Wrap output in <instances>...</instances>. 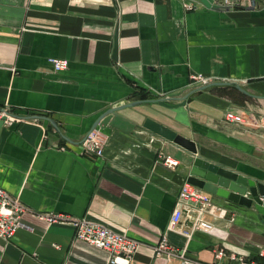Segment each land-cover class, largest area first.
<instances>
[{"label": "crops", "instance_id": "crops-1", "mask_svg": "<svg viewBox=\"0 0 264 264\" xmlns=\"http://www.w3.org/2000/svg\"><path fill=\"white\" fill-rule=\"evenodd\" d=\"M254 1L221 11L202 0H0V187L28 207L25 226L0 238V264H113L74 238L78 217L136 238L129 264H179V252L204 264L264 262V203L237 205L204 189L220 207L207 212L212 228L170 231L172 256L155 254L192 155L143 126L157 121L202 157L264 184V107L254 105L264 100V0ZM48 57L67 67L54 70ZM199 75L230 84L177 108L153 103H175L204 85ZM225 86L237 91L217 90ZM140 91L150 97L138 99ZM229 110L248 123L226 120ZM94 126L106 139L101 156L83 153Z\"/></svg>", "mask_w": 264, "mask_h": 264}, {"label": "built area", "instance_id": "built-area-1", "mask_svg": "<svg viewBox=\"0 0 264 264\" xmlns=\"http://www.w3.org/2000/svg\"><path fill=\"white\" fill-rule=\"evenodd\" d=\"M222 4H241L240 0H222ZM187 9L193 8L194 4L188 1L184 3ZM54 70L59 71L67 67V59L58 57H48ZM196 82L206 84L210 82V77L199 75L195 78ZM2 116V114H0ZM8 118V117H6ZM225 119L228 121L247 124L248 121L244 113L226 111ZM106 139L100 128H93L88 132L83 140V153L88 155H103ZM163 163L173 168L178 161L167 154L160 153ZM220 208L213 203L211 197L202 188L195 186L183 179L181 183L175 207L172 211L170 221L162 235L160 241L155 245L156 255L165 253L167 257L172 256L168 250L167 233L175 231L183 235H190L197 229L209 230L212 223L207 217V212L211 208ZM28 207L19 199L18 196L11 195L0 187V238L9 239L18 228L24 227L21 221V215ZM57 217H48L51 221H56ZM192 222L190 227H182L180 222L183 220ZM70 223L74 229V238L76 240L86 241L87 243L103 249L106 252V260L113 264H129L136 252L139 241L129 236L127 233H119L104 223L87 217L71 218ZM174 252V250H173ZM223 250L219 249L216 256L220 257ZM263 254V253H262ZM174 255V254H173ZM181 260L179 264H204L202 262L191 260L184 257L183 252H179ZM235 258L234 254L231 256ZM238 264H264L255 259L246 260L243 256L238 258Z\"/></svg>", "mask_w": 264, "mask_h": 264}, {"label": "water", "instance_id": "water-1", "mask_svg": "<svg viewBox=\"0 0 264 264\" xmlns=\"http://www.w3.org/2000/svg\"><path fill=\"white\" fill-rule=\"evenodd\" d=\"M207 7L215 10L229 11V10H244L250 9L255 6V1L251 0L250 5L243 6L241 4H219L214 0H202ZM227 81H212L201 85L197 89L192 90L190 93L183 97H178L175 103H169L166 98H157L153 101L158 105L167 108H177L186 105L191 100V96L195 92H199L212 85H229ZM235 87L243 92L247 91L240 85L234 84ZM248 94V93H247ZM132 105V104H130ZM129 106L123 105L118 107H111L101 118L98 119V125L107 124L111 116L120 109ZM5 116L0 118V125L3 124ZM143 126L152 131L153 133L172 141L176 145L186 149L192 155L191 166L187 181L195 186H198L208 192H211L219 197L225 198L227 201L237 205L251 206L252 203H264L260 199L264 196V184L247 178L239 173L231 171L222 165L210 161L197 153L196 144L193 140L186 138L163 124L146 118ZM95 128V126L93 127ZM92 128V129H93ZM91 129V130H92Z\"/></svg>", "mask_w": 264, "mask_h": 264}, {"label": "trees", "instance_id": "trees-1", "mask_svg": "<svg viewBox=\"0 0 264 264\" xmlns=\"http://www.w3.org/2000/svg\"><path fill=\"white\" fill-rule=\"evenodd\" d=\"M217 90L222 94H230V95L233 94L234 91H237L233 86L232 87H226V86L220 87V88H217ZM136 96L138 99H144V98H149L150 94L140 91V93Z\"/></svg>", "mask_w": 264, "mask_h": 264}, {"label": "rangeland", "instance_id": "rangeland-1", "mask_svg": "<svg viewBox=\"0 0 264 264\" xmlns=\"http://www.w3.org/2000/svg\"><path fill=\"white\" fill-rule=\"evenodd\" d=\"M256 103V102H255ZM254 105H258V106H260V107H264V100H262V103H257V104H254ZM252 125V124H251ZM104 135V134H103ZM105 136V135H104Z\"/></svg>", "mask_w": 264, "mask_h": 264}]
</instances>
